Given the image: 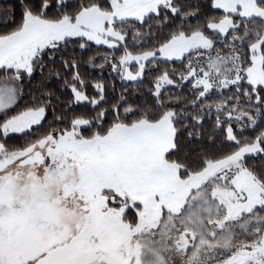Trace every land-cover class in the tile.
Segmentation results:
<instances>
[{
    "label": "snow or ice",
    "instance_id": "obj_1",
    "mask_svg": "<svg viewBox=\"0 0 264 264\" xmlns=\"http://www.w3.org/2000/svg\"><path fill=\"white\" fill-rule=\"evenodd\" d=\"M0 264H264V0H0Z\"/></svg>",
    "mask_w": 264,
    "mask_h": 264
}]
</instances>
